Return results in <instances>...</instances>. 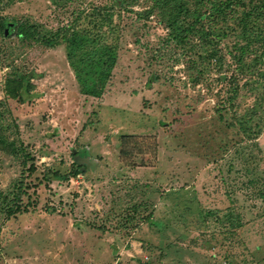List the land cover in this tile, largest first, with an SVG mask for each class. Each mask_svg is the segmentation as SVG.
Masks as SVG:
<instances>
[{
	"label": "rangeland",
	"instance_id": "rangeland-1",
	"mask_svg": "<svg viewBox=\"0 0 264 264\" xmlns=\"http://www.w3.org/2000/svg\"><path fill=\"white\" fill-rule=\"evenodd\" d=\"M112 1L0 0V264H264V14L245 37L235 6L226 36L176 43L157 0H125L111 77L87 94L58 29ZM80 67L91 86L101 67ZM122 134L157 149L122 162Z\"/></svg>",
	"mask_w": 264,
	"mask_h": 264
},
{
	"label": "trees",
	"instance_id": "trees-1",
	"mask_svg": "<svg viewBox=\"0 0 264 264\" xmlns=\"http://www.w3.org/2000/svg\"><path fill=\"white\" fill-rule=\"evenodd\" d=\"M251 2L252 0H157L153 7L159 9L161 20L169 28V39L175 40L176 43H185L189 37H198L210 44L212 39L227 35L230 26H224L219 24V22L227 21L234 17L235 6L242 7L241 17L239 18L240 24H238L241 27L240 35L245 37L250 35L251 24H254L252 23L254 20L250 17L264 14V11L259 8L263 5L252 4L251 7L246 8L247 4ZM123 5H125V0H113L109 5L93 7L88 24L80 22V24L72 27L71 25H65L58 29L60 38L66 42V54L71 61L70 66L76 71V77L84 93L100 94L111 77L112 68L117 62L119 48V26L111 24V22L114 7H122ZM80 14H82V11H80ZM189 15H192V18H188ZM5 22L6 20L2 22L3 31ZM104 26H106L105 29ZM16 30L18 36L22 39L32 35L29 29L24 28L20 24H17ZM56 37L54 36V38ZM87 44H90V46H87ZM240 48L244 50V47ZM212 55H215V52ZM81 62L86 63L87 66L94 64L101 67L99 76L91 86L81 77V71H83L80 67ZM27 83L23 78H18L17 80L8 78L5 83V92L8 96L10 95L19 101H24L25 97L23 94L28 89ZM119 141V157L122 162H129L128 159L133 158V155L136 156L140 153L150 154V151H156L157 149V141L152 136L142 138L140 136L122 134L119 137ZM147 141L151 142L149 147L146 146L149 145ZM10 144L13 145L12 142ZM1 145L10 147L0 135ZM23 161L25 165L26 159ZM33 169V166H31L30 170ZM76 172H80V170ZM51 175L57 176L59 173L53 171ZM3 199L6 201L5 207H7L8 212L12 213L13 206L19 208L18 203L21 199V191L14 193L11 199L6 196ZM9 201L10 203H8Z\"/></svg>",
	"mask_w": 264,
	"mask_h": 264
},
{
	"label": "water",
	"instance_id": "water-1",
	"mask_svg": "<svg viewBox=\"0 0 264 264\" xmlns=\"http://www.w3.org/2000/svg\"><path fill=\"white\" fill-rule=\"evenodd\" d=\"M16 27H17V24L15 22L6 20L4 31H3L4 32V36H8L10 33H12L11 30L15 29ZM73 160H74V163L77 166H79L80 172L86 170V168L89 166L88 161L82 155H75Z\"/></svg>",
	"mask_w": 264,
	"mask_h": 264
}]
</instances>
